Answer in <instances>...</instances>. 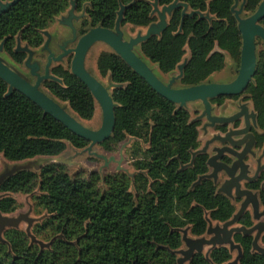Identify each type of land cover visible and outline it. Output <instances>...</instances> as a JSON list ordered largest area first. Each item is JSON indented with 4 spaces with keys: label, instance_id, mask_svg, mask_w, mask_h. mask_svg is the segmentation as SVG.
I'll return each instance as SVG.
<instances>
[{
    "label": "trees",
    "instance_id": "trees-1",
    "mask_svg": "<svg viewBox=\"0 0 264 264\" xmlns=\"http://www.w3.org/2000/svg\"><path fill=\"white\" fill-rule=\"evenodd\" d=\"M10 2L13 0H0ZM153 0H77L76 9L85 6L86 19L78 35L101 26L113 30L120 5L124 7L121 26L147 28L157 21L151 15ZM173 0H159L160 7ZM189 11L209 14L210 21L198 15L185 17L181 24L178 8L168 17L160 36H152L137 49L148 64L156 65L163 75L173 73L186 53L188 61L175 87L186 88L207 83L209 77L225 65L226 52L239 67L242 40L237 21L230 9L234 0H179ZM262 0H245L242 18L255 13ZM69 8V0H19L0 15V42L17 64L27 55L15 52L16 38L29 49L42 48V31L53 19ZM264 27V19L260 21ZM257 44V43H256ZM219 49V51L215 49ZM67 64L50 68L61 80L44 81L41 90L58 103H66L79 122L93 118L96 101L88 88L70 72ZM255 83L248 85L258 124V144L264 143V52H257ZM100 77L110 78L117 87L110 90L115 104V127L111 136L100 143L105 151L127 138L136 140L130 153L135 175L132 184L122 173L100 176H70L61 163L49 162L39 167L18 170L0 184V212L13 213L15 194L35 196L36 206L48 218L35 228V234L50 245L40 249L30 244L24 232L6 230L0 243V264H177L173 253L182 246L180 230L189 229L201 237L207 229V217L224 223L236 209L223 194L217 193L212 180L198 177L207 173L206 157L191 152L199 146L197 123L191 121L187 108H178L158 95L114 52H100L96 58ZM43 70L41 69V73ZM24 76V75H23ZM32 82V78L24 76ZM45 88L46 90H44ZM8 85L0 79V155L12 163L38 157H57L67 145L86 149L89 142L70 132L61 123L20 93L7 95ZM133 187H132V186ZM132 189V190H131ZM264 208V189L259 193ZM239 225L251 227L249 213ZM242 250L239 264H264V255L252 251V236L233 235ZM261 241L264 243V236ZM232 256L226 247L214 248L208 258L196 253L188 264H226Z\"/></svg>",
    "mask_w": 264,
    "mask_h": 264
},
{
    "label": "water",
    "instance_id": "water-1",
    "mask_svg": "<svg viewBox=\"0 0 264 264\" xmlns=\"http://www.w3.org/2000/svg\"><path fill=\"white\" fill-rule=\"evenodd\" d=\"M18 1L19 0H13L10 2L0 1V15L6 12ZM76 2L77 0H69L70 8L67 11L66 16L62 17L61 23L70 29L71 38L61 42L59 45L61 52L58 55L51 52L49 48L51 36L46 31H42V35L47 37V39L41 50L47 51L48 53L43 72L41 73L40 63L38 61H33L34 51L29 49L26 45L21 47V41L19 37H17L15 52L26 53L27 57L24 61V66L28 69L29 76L33 81H28L20 72L13 69L10 64H8L1 57V55L0 79L8 85L7 95L12 94L13 91L20 93L32 103L37 105L45 115L51 116L74 135L88 141L89 146L86 148L87 151H90L93 146L99 145L107 140L111 136L115 127V104L111 98L110 89L117 87V85L109 83L108 86H105L94 76V74H92L90 70L87 69L85 65L86 56L91 47L96 43H103L107 45L112 52L119 56L132 69L134 73L145 80L158 95L169 102L176 104L178 108H186L187 104L200 101L204 106L203 114H207L208 119L211 120L212 123L223 121L227 122V120L210 118L208 99L240 94L246 89L252 79V76L255 74L257 64L256 39H260L264 44V27L260 25V21L264 19V0L260 2L255 13L247 18L241 17L245 0H242L241 5L239 6L238 0H234V4L230 9L237 21V29L242 40L240 62L239 67L237 68L236 78L229 83H203L186 88L175 87L174 83L182 77L183 69L188 61V58L182 60V63L177 66L176 69L178 70V75L172 77L168 83H163L156 75L154 69L150 67V65L141 57L140 53H138L137 48L150 37L160 36L161 33L166 30L168 25L167 18L175 9L182 8L181 24L178 32H181L182 30V22L185 17L198 15L199 19L204 18L210 21L211 18L208 13L202 14L199 11H189L188 5L178 0H173L171 4L159 8V0H153L151 2L153 8L151 15L155 14L158 21L151 23L146 28L144 34L139 32L135 37L125 40L121 26L124 7L120 5L113 30L97 26L89 29L80 38H77L76 28L74 26V21L79 19V17L75 15ZM4 43L5 40L0 42V54L4 51ZM72 43H75V46L68 47V45ZM215 50L219 51L217 48ZM222 53L225 54L226 52ZM68 56L71 57L69 64L71 74L79 79L88 88L101 111V125L96 130L84 126L75 117H73L67 111V104L61 105L41 90V86L44 81L50 80L58 84L62 83L60 79L51 75L50 68L53 63H61ZM107 78L110 82V78ZM203 151V149H196L195 151H192L191 161L188 166H191L195 156ZM206 165L210 168V161H208ZM22 169L27 168L13 167L1 174L0 184L8 176ZM214 177L215 172L204 174L198 177L196 183H199L202 179H211L215 184ZM236 187L237 197L244 198L231 219L224 223L216 222V224L213 225L212 221L206 215L207 229L204 235H210L209 239H206L204 235L201 237L189 238L187 236L189 230L188 228L180 230L182 233L181 241L185 244L186 250L178 249L173 252L175 255H180V257L177 258V264H188L193 255L196 253H203L205 247H208L209 249L204 254L205 257L208 258V254L212 249L223 247V245L228 246L230 253L234 250L237 251V257L232 264H239V259L242 256V250L238 244L234 243V234L252 236V251L264 255V246L262 247L259 244V240L264 234V221H262V218L264 217V208L260 211V201L256 194L251 193L250 191L239 190L238 184ZM217 193L223 194L228 199H233V195H231L228 191H225L223 187L218 188ZM247 209L251 211L252 221H256V223L251 227H245L239 225L238 223L239 219ZM20 220L21 218L16 220L9 219L0 212V236L5 226L16 227ZM0 241H3V239L0 238ZM32 242H35L34 238H32ZM49 245L50 242L47 244L39 243L40 249L48 248Z\"/></svg>",
    "mask_w": 264,
    "mask_h": 264
},
{
    "label": "rangeland",
    "instance_id": "rangeland-1",
    "mask_svg": "<svg viewBox=\"0 0 264 264\" xmlns=\"http://www.w3.org/2000/svg\"><path fill=\"white\" fill-rule=\"evenodd\" d=\"M179 1V0H178ZM242 0H238V6L241 5ZM85 6L83 10L78 11L76 9L75 15L79 17L77 21H74V26L76 28V33H77V38H80L81 36L78 35V27H80L81 21L86 19V14H85ZM70 8V5H69ZM69 8L66 10L64 14L61 16L53 19L52 22L48 24V26L45 28L44 31H46L50 36L51 40L49 43V48L51 52H53L55 55H58L61 51L59 49V45L61 42L64 40L70 39L71 38V31L68 27L64 26L61 23L62 17L66 16L67 11ZM159 8H161L159 6ZM154 16H156L154 14ZM157 18V16H156ZM168 19V18H167ZM158 21V18H157ZM156 21V22H157ZM146 31V28H133L130 25H125L122 28L123 36L125 40H128L131 37H135L139 32L141 34H144ZM44 42L46 41L47 37L43 36ZM17 41V38H16ZM43 42V44H44ZM256 52L263 51L264 52V44L259 40L256 39ZM17 42H15L16 45ZM70 47H74L75 43L69 44ZM21 47H24V43H20ZM34 51V56H33V61H38L42 66L46 63L48 53L47 51H43L40 48L38 49H31ZM103 51H111V49L103 44V43H96L94 46L91 47L89 50L87 56H86V61L85 65L88 70L94 74V76L105 86L109 85L108 78H102L98 74L96 70V58L99 55L100 52ZM188 52L184 56L183 60L185 58H188ZM1 57L8 63L10 66L20 72L24 76L29 75L28 69L24 66L23 64H17L12 59L9 57V55L3 51L1 54ZM225 65L224 68L217 73L212 74L208 80H212L213 82H218V81H223V80H229L234 77V74L236 72V67L232 60L229 58V56L225 53ZM64 66L67 64L66 58L61 62ZM182 63V62H181ZM57 63H53L55 65ZM150 67H152L156 73V75L159 77V79L163 83H168L172 77H175L178 75V70L176 69L172 74L169 75H163L161 74L157 67L151 63H149ZM33 81V80H32ZM177 83H174V86H176ZM46 90L45 88H43ZM111 90V89H110ZM61 105H66V103L60 102ZM196 103H190L187 104L186 108L190 113L191 120H194V115H193V110H194V105ZM67 111L71 114L72 112L68 108ZM102 117H101V111L98 106L95 108V112L93 115V118L90 121H81L80 122L90 128V129H98L101 125ZM136 143L135 139L132 138H127L125 141L122 143L118 144L112 151H105L102 147L99 145L93 146L90 151H87L86 149H75L71 147L70 145H67V148L63 154L57 157H38L34 158L32 160H27V161H22V162H17V163H12L6 161L2 155H0V175L3 174L4 172L10 170L13 167L17 168H27L30 169L34 172H38L39 167L42 165H45L49 162H55V163H61L64 164L67 167L68 173L70 176L74 175H83V176H88L92 172L98 173L101 177L107 174H114V173H122L125 174L129 180L130 183L132 184V179L135 175V171L133 170L130 162V157L129 153L134 145ZM132 186V185H131ZM133 187V186H132ZM219 188V187H218ZM132 190V189H131ZM38 195V191H35L33 194L29 195H24V194H15V195H10L12 196L17 203V208L16 210L11 213L5 215L9 219H18L21 218L20 222L17 224L16 227H9L5 226L2 230L0 238L3 239V241H0V243L5 242L3 238V234L6 230L9 229H17L22 232H24L27 236V239L29 243H32L33 245H37L39 247V243L41 244H47L48 242L45 241L42 237H38L35 234V228L37 225H40L44 220L48 218V215L39 207L36 206L35 202V196ZM2 195L0 194V197ZM233 202V200L231 199ZM235 209L239 208L240 203H235L233 202ZM260 211L263 210V208L260 205ZM262 221H264V217L262 218ZM255 224L256 221H253ZM213 225L216 224V222H212ZM182 235V233H181ZM189 238H195L189 234L188 230V235ZM264 236V234L262 235ZM261 236V238H262ZM206 239L210 238V235H204ZM32 238H34L35 242H32ZM261 238L259 240L260 246H264V243L261 241ZM223 247H226L228 249L227 245H223ZM179 250H186V246L184 243H182V246L179 248ZM208 247L204 248V254L208 251ZM210 253V252H209ZM231 260L226 263V264H232V262L235 260L237 257V251L234 250L231 253ZM209 256V254H208ZM180 255L177 254V258H179Z\"/></svg>",
    "mask_w": 264,
    "mask_h": 264
},
{
    "label": "flooded vegetation",
    "instance_id": "flooded-vegetation-1",
    "mask_svg": "<svg viewBox=\"0 0 264 264\" xmlns=\"http://www.w3.org/2000/svg\"><path fill=\"white\" fill-rule=\"evenodd\" d=\"M41 69H44V65H41ZM236 76L237 69L234 77L229 80L218 82L208 80L207 83H229ZM254 76L255 74L250 83H255ZM261 78L264 83V73ZM247 89L248 86L235 96L208 99L210 118L224 119L227 122L212 123L207 114H203V104L200 101L193 102L196 103L192 121L197 123L199 141L197 149L204 150L200 154L206 157V163L210 161L211 164L210 168L207 167L206 174L215 172L216 189L223 187L233 195L232 200L235 203H241L244 198L237 197V184L239 190L250 191L256 194L258 199L260 191L264 189V143L258 144L261 128L252 96ZM233 202L231 201L232 204ZM245 213H249L252 220L251 211L247 209Z\"/></svg>",
    "mask_w": 264,
    "mask_h": 264
}]
</instances>
